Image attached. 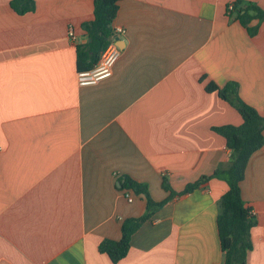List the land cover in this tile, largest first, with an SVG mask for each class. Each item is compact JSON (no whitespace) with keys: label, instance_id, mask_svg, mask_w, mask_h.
<instances>
[{"label":"crops","instance_id":"obj_1","mask_svg":"<svg viewBox=\"0 0 264 264\" xmlns=\"http://www.w3.org/2000/svg\"><path fill=\"white\" fill-rule=\"evenodd\" d=\"M12 1L0 0V264H223L217 217L229 185L219 179L162 207L119 263L99 246L147 211L142 195L126 200L123 178L160 202L164 180L182 192L230 165L213 128L243 120L207 83L234 82L264 117V21H251V36L237 18L251 5L264 12V0H120L122 56L88 87L77 55L95 0H34L23 15ZM241 191L257 221L246 264H264V148Z\"/></svg>","mask_w":264,"mask_h":264},{"label":"trees","instance_id":"obj_2","mask_svg":"<svg viewBox=\"0 0 264 264\" xmlns=\"http://www.w3.org/2000/svg\"><path fill=\"white\" fill-rule=\"evenodd\" d=\"M120 0H95L93 19L86 24L88 41L78 47L77 67L79 71L92 69L106 50L113 30V21L119 11ZM13 10L18 14L34 11V0H13ZM254 14H251V13ZM241 24L248 28L251 36L258 32V25L249 27L251 21L258 18L264 21V12L256 5L241 10L237 16ZM208 92H218L219 96L230 102L242 117L240 126L224 125L213 128V131L226 140L231 151V162L227 168L219 167L212 176H203L194 183L189 184L182 192H176L167 180L163 187L170 192L169 197L156 202L150 195L147 185L129 177L121 180V190L133 191L142 195L147 201L145 215L128 218L122 224V237L119 241L103 240L99 251L107 254L113 263L124 260L131 247V238L134 234L174 197L191 194L211 179L225 181L229 190L219 201V216L217 226L221 249L225 255L223 264H246L248 253L252 249V229L257 225L253 209L242 199L241 183L244 180L248 163L255 152L264 148V117L255 109L246 105L238 97V87L232 82L219 89L213 82L206 85Z\"/></svg>","mask_w":264,"mask_h":264},{"label":"built area","instance_id":"obj_3","mask_svg":"<svg viewBox=\"0 0 264 264\" xmlns=\"http://www.w3.org/2000/svg\"><path fill=\"white\" fill-rule=\"evenodd\" d=\"M233 9L234 5L231 4L229 10L232 11ZM73 33V30H71L70 36L73 37ZM124 34H126V31L123 27H113L109 44L100 56L98 63L92 69L78 72L76 80L80 87L94 86L113 76L115 65L123 52V49L119 46L118 38ZM124 196L127 201H133L131 191L125 190Z\"/></svg>","mask_w":264,"mask_h":264},{"label":"water","instance_id":"obj_4","mask_svg":"<svg viewBox=\"0 0 264 264\" xmlns=\"http://www.w3.org/2000/svg\"><path fill=\"white\" fill-rule=\"evenodd\" d=\"M85 29H87V26H84ZM118 42H119V46L122 48V43H123V40H121L120 38H118ZM124 44V43H123ZM118 186L121 188V184L120 182L118 183Z\"/></svg>","mask_w":264,"mask_h":264}]
</instances>
